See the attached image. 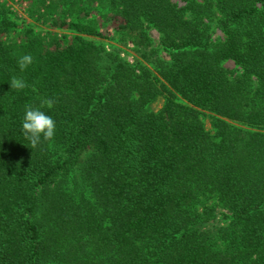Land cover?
I'll list each match as a JSON object with an SVG mask.
<instances>
[{
    "label": "trees",
    "instance_id": "obj_1",
    "mask_svg": "<svg viewBox=\"0 0 264 264\" xmlns=\"http://www.w3.org/2000/svg\"><path fill=\"white\" fill-rule=\"evenodd\" d=\"M179 2H0V264H264V0Z\"/></svg>",
    "mask_w": 264,
    "mask_h": 264
},
{
    "label": "clouds",
    "instance_id": "obj_2",
    "mask_svg": "<svg viewBox=\"0 0 264 264\" xmlns=\"http://www.w3.org/2000/svg\"><path fill=\"white\" fill-rule=\"evenodd\" d=\"M33 62L30 54H24L19 58V68L21 71L26 70ZM10 88L14 90H23L28 85L23 78L12 77ZM53 101L48 100L47 105L52 107ZM21 131L25 139L29 142L31 148L38 147L42 142H51L56 133V121L39 106L27 104L24 106L23 116L21 119Z\"/></svg>",
    "mask_w": 264,
    "mask_h": 264
},
{
    "label": "rangeland",
    "instance_id": "obj_3",
    "mask_svg": "<svg viewBox=\"0 0 264 264\" xmlns=\"http://www.w3.org/2000/svg\"><path fill=\"white\" fill-rule=\"evenodd\" d=\"M174 2H179V0H173ZM0 2L4 3L7 7H9L12 10V19L20 26L21 28H24L25 26H33L34 31L36 34H46L49 32H52L54 34H68L70 32H64V31H58V30H51L48 29L47 27H44L41 23H34L32 19L29 17V12L31 11V8H34L33 3H35V0H0ZM181 5V3H180ZM97 18V16L94 14L93 18ZM100 24V23H99ZM103 31H106L103 29ZM149 37L152 40L153 46L156 47L159 41V34L151 29L148 31ZM97 42H102L105 44V48L107 50H112V46L115 47L117 52H119V55L122 59L127 61L128 63H133L134 60L137 57V53L134 50V47L131 43H126V44H120V43H115L112 41H105L101 39H95ZM159 56L163 58L166 61H169L170 58L168 54L164 51H161ZM228 68H232V64L228 63L226 65ZM153 110L157 111L162 107V102L157 101L153 105ZM206 127H209V122L206 121Z\"/></svg>",
    "mask_w": 264,
    "mask_h": 264
}]
</instances>
